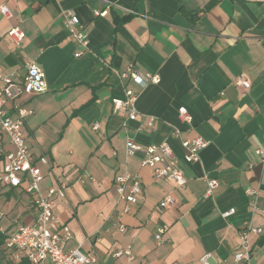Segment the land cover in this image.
<instances>
[{"label":"crops","instance_id":"0c3cea01","mask_svg":"<svg viewBox=\"0 0 264 264\" xmlns=\"http://www.w3.org/2000/svg\"><path fill=\"white\" fill-rule=\"evenodd\" d=\"M3 5L11 17L0 12V68L22 78L35 65L45 75V92L23 93L8 109L12 116L31 112L24 132L44 177L42 194L69 185L53 208L73 234L69 250L92 254L94 264H203L206 255L209 264H223L252 224L263 233L250 238L251 263L264 264V164L257 154L264 153V0H0ZM65 11L77 15L87 35L80 57ZM14 28L24 33L18 44L8 36ZM129 65L160 82L143 89L122 79ZM241 74L249 90L235 86ZM126 89L138 95L134 121L128 112H113V100H125ZM182 107L191 124L180 119ZM196 137L208 146L198 162L187 163L181 140ZM128 140L142 148L167 143L185 187L156 179L141 166V152L127 157ZM11 150L0 132V174ZM125 169L140 176L142 189L128 213L115 186ZM84 176L94 181L83 182ZM209 181L217 186L206 197ZM167 195L175 202L162 209ZM0 206L8 233L35 221L24 186L4 189ZM164 225L169 231L158 245ZM128 248L131 258L115 256Z\"/></svg>","mask_w":264,"mask_h":264},{"label":"built area","instance_id":"2783aa9c","mask_svg":"<svg viewBox=\"0 0 264 264\" xmlns=\"http://www.w3.org/2000/svg\"><path fill=\"white\" fill-rule=\"evenodd\" d=\"M86 1V0H85ZM112 4V3H109ZM0 12L11 17L8 7L0 6ZM104 13L95 12V16ZM64 23L70 32L71 38L83 49L76 53V57L83 55L87 47V35L81 25L79 18L72 11L63 13ZM8 36L15 43H20L24 39V33L18 28L9 31ZM122 79L135 82L141 88H146L151 84H158L160 76L152 73H141L133 65H129L121 75ZM234 84L236 87L249 90L251 83L246 74L239 75ZM47 90V83L43 71L35 65H30L24 77L20 78L15 74L5 73L0 68V132L8 139L12 150L5 153L2 171L0 174V194L6 188H21L24 186L25 192L37 212L35 221L32 225H22L9 233L6 247L14 260L24 257L30 264H94L95 259L92 254L83 253L80 248L68 249V244L73 238L70 229L61 224L54 213V204L57 198L66 199L69 185L63 182L59 187H49L47 194L43 195L40 184L44 177L39 167L35 164V159L27 144L24 132L26 117L31 112L26 109H18L17 115L9 113L8 106L12 104L21 94L35 95ZM125 100H113V112L122 114L128 112L130 121L137 118L136 103L138 95L132 89H126ZM179 116L182 122L191 124L192 117L185 107L179 109ZM98 125H95L97 128ZM180 136V131L175 132V137ZM181 145L185 150V160L187 163H195L200 160L199 153L208 146V142L201 137L194 139H182ZM126 156L134 157L138 152L142 153L140 164L152 170L156 179H170L176 188L183 189L186 185V178L183 171L176 165L175 156L171 147L167 143L151 145L142 148L132 140L126 143ZM257 154L264 164V153L258 151ZM42 164H48L46 157H41ZM83 182L94 179L84 176ZM115 186L119 201L125 202L123 213H128L132 205L136 204L142 192L140 176L125 169L115 178ZM216 181L208 182V189L205 196H211L216 188ZM247 195L255 198L257 192L248 190ZM175 200L171 195H167L160 203V208L165 209L174 204ZM255 205V204H254ZM256 209V206H254ZM264 212V211H263ZM235 210L222 213V217L228 218L233 215ZM5 211L0 206V232L5 229L1 226L5 218ZM118 220L120 217L118 216ZM126 230L122 223H119V231ZM169 231L168 226H162L157 230L155 240L158 245L163 243V236ZM263 229L252 224L248 225L239 233V249L223 264H252V248L250 238L252 235H261ZM127 256L131 258V250L119 251L116 257ZM210 255L203 258V264H209Z\"/></svg>","mask_w":264,"mask_h":264},{"label":"trees","instance_id":"16d2710c","mask_svg":"<svg viewBox=\"0 0 264 264\" xmlns=\"http://www.w3.org/2000/svg\"><path fill=\"white\" fill-rule=\"evenodd\" d=\"M1 156L0 153V158ZM8 237L9 233L7 231L0 232V264H30L24 257H21L18 261L11 257V253L6 247Z\"/></svg>","mask_w":264,"mask_h":264}]
</instances>
